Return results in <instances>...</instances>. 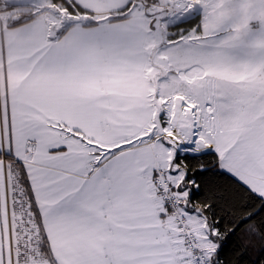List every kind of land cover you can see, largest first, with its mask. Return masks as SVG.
<instances>
[{
	"label": "snow or ice",
	"instance_id": "1",
	"mask_svg": "<svg viewBox=\"0 0 264 264\" xmlns=\"http://www.w3.org/2000/svg\"><path fill=\"white\" fill-rule=\"evenodd\" d=\"M0 264H264V0H0Z\"/></svg>",
	"mask_w": 264,
	"mask_h": 264
}]
</instances>
